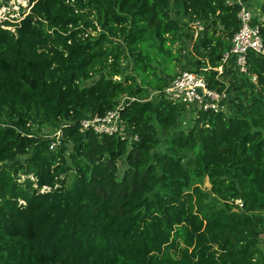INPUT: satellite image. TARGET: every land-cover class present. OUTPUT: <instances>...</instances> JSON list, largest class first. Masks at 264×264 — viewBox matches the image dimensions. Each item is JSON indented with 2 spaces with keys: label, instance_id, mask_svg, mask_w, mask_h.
<instances>
[{
  "label": "trees",
  "instance_id": "1",
  "mask_svg": "<svg viewBox=\"0 0 264 264\" xmlns=\"http://www.w3.org/2000/svg\"><path fill=\"white\" fill-rule=\"evenodd\" d=\"M227 2L29 0L14 32L0 28V264H264V58L248 52V75H228L227 114L198 112L186 129L161 94L175 75L156 67L193 43L195 20L182 71L217 67L239 29ZM123 98L137 143L81 131ZM44 128L61 130L56 149ZM203 178L207 192L192 185Z\"/></svg>",
  "mask_w": 264,
  "mask_h": 264
},
{
  "label": "built area",
  "instance_id": "2",
  "mask_svg": "<svg viewBox=\"0 0 264 264\" xmlns=\"http://www.w3.org/2000/svg\"><path fill=\"white\" fill-rule=\"evenodd\" d=\"M1 3V2H0ZM228 5H238L237 20L239 21V29L234 33L231 39V47L225 52L217 67L209 65L202 66L199 71H180L161 91L162 98L173 105H181L185 111L213 112L225 113V104H228L229 94V77L231 72L238 75H248L246 68V58L248 52L264 58V40L261 35V29L264 27V10L259 9L254 12L248 2L244 0H228ZM29 0H10L7 4L0 6V28L10 32H14L17 25L29 14ZM28 8L27 13L24 12ZM188 27L192 34V40L197 41L204 30V26L200 21H192ZM212 70L215 72V80L222 84L223 89L217 91L209 88L203 72ZM255 81V77H250ZM129 101L123 98L121 104L113 111L108 112L104 116L87 115L81 121V131H92L95 134L105 136H115L121 141L129 144L137 143L139 137L127 131L120 119L121 107ZM55 138L49 145L50 150H54L59 146L61 138V130L55 132L52 136ZM50 189L43 187L41 193ZM234 205L242 208L240 200H235Z\"/></svg>",
  "mask_w": 264,
  "mask_h": 264
},
{
  "label": "rangeland",
  "instance_id": "3",
  "mask_svg": "<svg viewBox=\"0 0 264 264\" xmlns=\"http://www.w3.org/2000/svg\"><path fill=\"white\" fill-rule=\"evenodd\" d=\"M252 1L254 2L255 5L257 3V7H254L255 6L254 4H252L250 6L252 7L254 12H257V10H258L257 8H259V7L261 8V5L263 4L264 0H252ZM29 7H31V5ZM27 11H28V8L26 10H24V12H26V13H27ZM187 28H188V26H187ZM193 43L191 41V43L189 44L188 40L182 38L181 40H179V41H177L171 45V53L174 56L171 60H167L166 54H163L161 57H158L157 60L160 61V65H156V67L158 68V72H157L158 76H166V74L164 72L165 69H168V71L171 73V76H174L178 72L182 71L183 70L182 68L188 67V61L192 57L195 58L194 51L192 49ZM131 67H132V63L130 60H128V62L125 64V67H124L125 71L128 74L130 72ZM114 79L119 80L120 78L117 77ZM229 106H230L229 104H225L224 111L226 114L228 113V111L230 109ZM195 118H196L195 112L184 111L183 113H181L179 115L178 125L182 126L184 129L189 128L194 124ZM41 133L44 135L50 134L51 136H53L55 134V132H53L52 130L45 129V128L42 129ZM159 150H163V146L161 148H159ZM24 158L25 157H22L21 160H23ZM119 169H120L119 173L121 174L123 167L119 168ZM17 178L16 179H17L18 183H20V184H22L24 179H25V177L23 175H18ZM70 180H71V176L68 177L67 184H70ZM192 185L197 186L201 190L206 191V192L209 191V189H210V185H209L207 178H203V179H199L197 181H194ZM211 203L217 209L222 208V205L220 203H218L215 199H212ZM234 211H236V210L234 209ZM262 215L264 216V212H262ZM258 248H259L260 252L264 255V239L262 237L259 238Z\"/></svg>",
  "mask_w": 264,
  "mask_h": 264
},
{
  "label": "crops",
  "instance_id": "4",
  "mask_svg": "<svg viewBox=\"0 0 264 264\" xmlns=\"http://www.w3.org/2000/svg\"><path fill=\"white\" fill-rule=\"evenodd\" d=\"M251 1V2H250ZM250 1H247L250 5H252V4H254V2L252 1V0H250ZM255 5V4H254ZM251 7V6H250ZM254 7H257V3H256V5L254 6ZM252 8V7H251ZM258 10L259 9H261L260 7L259 8H257Z\"/></svg>",
  "mask_w": 264,
  "mask_h": 264
}]
</instances>
